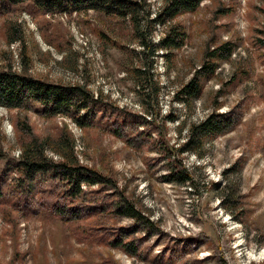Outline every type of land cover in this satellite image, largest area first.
<instances>
[{
	"label": "rangeland",
	"instance_id": "1",
	"mask_svg": "<svg viewBox=\"0 0 264 264\" xmlns=\"http://www.w3.org/2000/svg\"><path fill=\"white\" fill-rule=\"evenodd\" d=\"M175 22L187 33L185 44L169 58L158 50L147 75L136 69H143L136 53L141 49L116 19L0 0V70L86 84L98 97L80 111L83 126L70 116L47 118L34 109L0 106V264L264 261V0H204ZM9 23L20 30L17 42L5 38ZM162 30L157 26L156 34ZM227 39L238 48L206 81L200 98L186 105L175 101L173 90L201 64L203 49ZM234 75L236 81L227 84ZM141 77L157 95L154 89L143 94ZM218 104L229 127L200 154L176 153L191 179L168 181L169 159L160 143L149 140L177 146L186 134L182 125ZM19 122L27 125L25 132ZM64 125L76 139L80 161L106 180L81 183L75 199L52 171L23 177L13 167L23 140L54 138ZM47 151L52 155L50 145ZM122 199L152 221L149 231L116 213ZM130 240L126 251L123 243Z\"/></svg>",
	"mask_w": 264,
	"mask_h": 264
},
{
	"label": "trees",
	"instance_id": "2",
	"mask_svg": "<svg viewBox=\"0 0 264 264\" xmlns=\"http://www.w3.org/2000/svg\"><path fill=\"white\" fill-rule=\"evenodd\" d=\"M7 1L14 3L21 0ZM32 1L43 9L61 7L62 11L68 8L74 12L93 10L126 25L141 49L136 53L141 60L143 69L141 67L136 69L140 73L145 71L149 75L150 70L153 69L151 62L157 57L158 50H164L163 55L169 58L170 54L185 44L187 33L181 24L173 23L175 19L182 14L196 11L204 0H160L159 2H152L151 0ZM156 3L159 6L154 11L152 6ZM64 4L65 6H63ZM157 26H163L160 35L156 34ZM19 31L16 24L9 23L5 30L6 40L8 42H17L18 39L14 35ZM155 36H157V39H155ZM214 43L203 49L201 64L193 69L188 81L181 83L173 90L172 97L175 101L186 105L199 99L206 81L215 75L220 64L228 61L234 54L235 49L238 48L234 39L223 40L217 44ZM146 53L148 57L147 63L146 60H143V56ZM249 75V69L243 68L242 76L248 79ZM234 81H236L235 75L227 84ZM138 85L141 86L145 96L150 94L147 91H153V89L156 90L157 95V88L152 86L147 77L139 78ZM218 92V95L221 94L220 91ZM97 101V93L93 92L86 84L78 82L73 84L53 83L13 70H0V106L9 110L34 109L38 114L47 118H54L58 115L70 116L79 126H83L80 121V111L86 110L91 103H96ZM214 107V110L207 113L202 119L182 125V127H185L186 134L183 141L178 143L177 146L169 148L161 146V140H149L156 146L160 143V152L166 154L169 159L165 176L168 181L184 184L191 179L181 159L175 158L176 153L178 155L190 152L200 154L207 142H211L229 127V121L225 120L226 115L217 112L221 108V104ZM145 111L148 112L147 110ZM167 118L172 119L170 116ZM19 124L21 130L25 132L27 125L24 122H19ZM75 140L74 135L68 130L66 125L56 131L54 138L50 136L46 138L34 136L28 142L23 140L13 167L23 177H31L36 173L52 171L67 183L68 195L71 199H75L80 196L81 183L94 185L102 184L106 181L101 172L80 161L75 152ZM125 140L127 141V139ZM49 145L54 153L52 155H49L47 151ZM226 199L227 194L222 199L223 203L226 202ZM118 203L116 213L141 223L145 230H150L152 221L145 218L133 203L123 199L122 202ZM76 224L79 226V223ZM132 242L130 240L126 244L123 243L126 251H128L127 247ZM259 264H264V261Z\"/></svg>",
	"mask_w": 264,
	"mask_h": 264
}]
</instances>
